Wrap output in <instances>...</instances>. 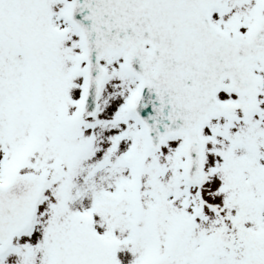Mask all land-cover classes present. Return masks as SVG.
I'll return each mask as SVG.
<instances>
[{
  "label": "snow or ice",
  "instance_id": "snow-or-ice-1",
  "mask_svg": "<svg viewBox=\"0 0 264 264\" xmlns=\"http://www.w3.org/2000/svg\"><path fill=\"white\" fill-rule=\"evenodd\" d=\"M0 264H264V0H0Z\"/></svg>",
  "mask_w": 264,
  "mask_h": 264
}]
</instances>
